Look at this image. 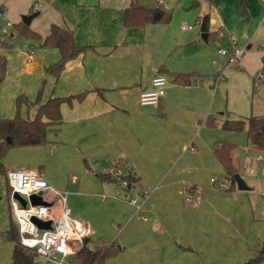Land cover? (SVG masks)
<instances>
[{"label": "crops", "instance_id": "crops-1", "mask_svg": "<svg viewBox=\"0 0 264 264\" xmlns=\"http://www.w3.org/2000/svg\"><path fill=\"white\" fill-rule=\"evenodd\" d=\"M170 1L0 0V26L12 22L9 34L0 36L10 43L0 48L7 59L0 118L34 119L50 98L84 94L62 103L63 119L49 127L45 144L13 148L2 162L7 171L39 170L51 198L68 191L72 214L90 227V245L118 248L105 264H242L264 244V149L250 144L247 129L223 124L264 116V82L256 76L263 69L264 0H193L186 11L203 8L186 21L197 16L198 27L181 25L178 33L167 13L162 23L126 25L131 5L166 12ZM33 13L26 24L22 16ZM205 15L208 32L201 27ZM23 23L31 37L21 33ZM53 24L90 46L58 76L47 68L60 51L44 45ZM219 41L247 50L241 66L224 69L228 60ZM209 42H217V53L206 50ZM175 73L192 80L176 82ZM157 74L168 79L165 95L157 105H143L140 94ZM223 142L235 145L232 159L247 190L237 182L232 189L211 182L214 177L232 186L214 151ZM116 160L133 167L140 210L115 194L114 181L101 178ZM0 176L8 189V198L0 195V264H12L9 230L18 226L7 175ZM29 254L34 264H56Z\"/></svg>", "mask_w": 264, "mask_h": 264}, {"label": "trees", "instance_id": "trees-1", "mask_svg": "<svg viewBox=\"0 0 264 264\" xmlns=\"http://www.w3.org/2000/svg\"><path fill=\"white\" fill-rule=\"evenodd\" d=\"M166 12L162 8H143L131 5L125 11V23L128 26H143L148 23L165 22ZM202 30L209 31V15H205L201 21ZM22 34L31 37L33 34L29 31L28 25L23 23ZM44 45L59 49L61 58L58 62L47 68V72L58 76L63 70L65 64L70 59L86 51L90 46L78 45L71 32L65 30L57 24H53L50 34L46 37ZM10 43L0 42V48L9 47ZM264 73V57H263ZM7 75V59L0 52V84L5 80ZM176 82L189 84L192 80L190 74H174ZM264 82V79H263ZM84 94L70 96L67 98L54 97L50 98L45 104H42L34 119H25L20 115L14 118H0V175H6V167L2 158L9 150L17 147L42 145L47 142V132L49 127L62 121L63 115L61 105L65 101H72V98L82 99ZM22 99L19 98V100ZM226 130L242 131L247 129V136L250 144L260 149H264V116H250L246 119L227 120L223 124ZM10 138V140L8 139ZM235 145L231 142H223L215 146V154L220 162L225 166L232 186L236 185L235 174L238 169L232 159V151ZM104 181L112 180L111 176L102 174ZM135 180V179H133ZM9 237L15 243L12 264H34V255L29 254L19 243L18 228L13 224L10 226ZM90 239H85L84 247L74 256V264H105L106 260L118 252V248L113 245H100L92 247ZM264 260V244L258 251L257 255L242 264H261Z\"/></svg>", "mask_w": 264, "mask_h": 264}, {"label": "built area", "instance_id": "built-area-1", "mask_svg": "<svg viewBox=\"0 0 264 264\" xmlns=\"http://www.w3.org/2000/svg\"><path fill=\"white\" fill-rule=\"evenodd\" d=\"M157 2L162 5L165 0H157ZM11 26V21L0 26V36H7ZM193 27V25H186L182 26V29H192ZM224 35L225 32L221 31L220 36ZM233 43L232 48L227 49L219 46L218 51L227 56L229 65L241 66L245 51L237 47L235 41ZM24 47L28 46L24 45ZM257 78L263 80L264 73L260 71ZM167 84L166 76L155 75L151 87L141 92L140 103L157 105L165 95ZM107 173L111 176L112 181L118 184L119 190L125 189L133 194L130 202L140 210L142 196L134 193L133 179L136 174L133 167L116 160L111 163ZM6 175L13 194L11 209L18 226L20 245L27 252L34 253L56 264H74L72 260L84 247L85 239L89 237L91 230L84 221L72 215L69 192H57L55 198H51L49 193L52 191V187L39 170L9 169ZM211 182L222 189L230 187V183L218 181L214 177L211 178ZM119 190L118 193H120ZM15 193L27 200L25 206L14 197ZM32 196H40L42 203L34 204L31 200ZM38 220L50 222L49 227H40Z\"/></svg>", "mask_w": 264, "mask_h": 264}, {"label": "rangeland", "instance_id": "rangeland-1", "mask_svg": "<svg viewBox=\"0 0 264 264\" xmlns=\"http://www.w3.org/2000/svg\"><path fill=\"white\" fill-rule=\"evenodd\" d=\"M192 1L193 0H171L170 3L167 5V6H163L165 7V10H166V13H167V16L168 18L170 17V21H169V26L173 29V31L175 33H178V32H182L181 30V25H189V24H192L194 25L195 27H198V24L195 22L197 16H195L193 18V20H189V21H186V19L188 18L187 16H192L190 14L191 13H195L196 11L200 10L201 8H203L201 6L200 7H197V8H194L190 11H186L185 8L189 7L191 4H192ZM187 4V5H186ZM189 14V15H188ZM189 30V29H188ZM204 44V43H203ZM218 44L224 48V46H222L220 44V41L218 42ZM205 46H208V48L206 49L208 52H213L215 51V53H217V42H209V43H205L204 44ZM226 48V47H225ZM195 51H198V49L194 48ZM245 50V49H244ZM245 52L247 53V50H245ZM245 53V54H246ZM245 54H244V58H245ZM227 58V56H226ZM228 60V58H227ZM243 60V59H242ZM231 65L228 64V61H227V65L224 69H226V71L230 68ZM215 67V66H214ZM236 67V66H234ZM206 70L204 71H207L209 69V65L207 66V68H205ZM211 71L212 73H214V68L212 67L211 68ZM221 72V71H220ZM260 72V71H259ZM258 72V73H259ZM224 73V70L220 73L222 74ZM257 73V74H258ZM256 74V76H257ZM209 80V77L205 78L204 82L203 83H206L207 81ZM166 89V88H165ZM26 99V97H24ZM241 134V133H240ZM135 183V182H133ZM115 187H116V191H115V194L117 192V190H119V186L118 184L114 183ZM135 185V184H134ZM121 189V188H120ZM0 195H3L5 198H8V189H7V183H6V178L4 176H0ZM120 191V198H123V199H127L130 201V198L133 196V194H130L127 190L125 189H121L119 190ZM142 192V191H141ZM135 194H139L138 191L135 189L134 191ZM142 194V193H140ZM141 203V201H140ZM136 210V207L133 206ZM73 215V214H72ZM74 216V215H73Z\"/></svg>", "mask_w": 264, "mask_h": 264}, {"label": "water", "instance_id": "water-1", "mask_svg": "<svg viewBox=\"0 0 264 264\" xmlns=\"http://www.w3.org/2000/svg\"><path fill=\"white\" fill-rule=\"evenodd\" d=\"M193 4V3H192ZM194 7V6H191V8ZM191 8H188V9H191ZM36 15V13H33L31 15H23L22 18H23V21L26 23V24H29L32 20V18ZM201 36L205 39H207L208 37V34L207 33H201ZM10 140V138H8ZM11 142V140H10ZM235 179H236V182H237V185H238V188L241 189V190H247L249 188V186L247 185L246 181L244 180V178L239 174V173H236L235 174ZM14 196L22 203V205H26V199H24L21 195L15 193ZM31 200L34 204L36 203H42V199L40 196H32L31 197ZM39 226L40 227H49L50 225V222H44V221H40L38 220L37 221Z\"/></svg>", "mask_w": 264, "mask_h": 264}]
</instances>
